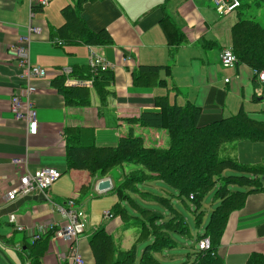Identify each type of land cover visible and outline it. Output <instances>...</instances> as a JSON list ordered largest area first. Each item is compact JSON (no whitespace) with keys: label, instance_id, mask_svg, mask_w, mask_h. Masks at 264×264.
Segmentation results:
<instances>
[{"label":"crops","instance_id":"crops-1","mask_svg":"<svg viewBox=\"0 0 264 264\" xmlns=\"http://www.w3.org/2000/svg\"><path fill=\"white\" fill-rule=\"evenodd\" d=\"M239 1L241 5L234 12L219 15L211 0H84L80 15L86 27L92 32L104 29L112 40L110 44L88 46L81 42L62 43L54 34L64 22L61 9L73 6L76 0H50L44 7H37L31 0H0V264H27L32 258H36L38 264H69L70 243L51 232H45L34 245L29 237L39 225L64 224L67 216L57 205L66 208V201L71 197L75 208L86 219L77 244L84 264H94L90 242L98 231L109 234L121 250H129L135 242L138 231L131 219L123 221L114 213L111 219H104L103 211L108 210L102 208L99 215L94 209V197L112 194L109 210L113 212L112 206L118 201L112 192L116 180L111 175L91 177L87 170L66 168L68 133L78 131L83 144L109 147L115 146L130 131L134 134L135 130L138 136L149 135L146 143L164 145L165 140H161L164 130L130 121L143 112L157 111L154 97L163 94H167L170 102L190 101L200 106L199 124L230 116L240 109L264 121V84L252 80V70L247 65L225 67L220 62V52L230 41V28L239 17L252 18L264 28V0ZM164 14L173 19L185 36V41L173 49L171 56L159 25ZM29 26L40 30L28 34ZM27 34L30 63L47 71L44 77L30 80L36 88L31 95L38 118L34 127L15 119L10 110L11 96L20 91L22 84L14 47L23 44L20 39ZM90 51L110 62L113 80L106 88L103 102L92 83H86L83 87L87 89L89 103L67 104L52 85L56 71L64 67L85 70ZM141 64H170L171 76L166 79V86L134 85L132 73ZM231 145L228 151L238 162L264 165V141L242 140L233 148ZM23 156H26L29 171L50 167L56 169L59 176L45 193L8 200L6 191L17 183L11 159ZM105 177H109L111 185L99 190L97 183ZM154 181L140 184L141 192L131 193L134 201L140 207L160 211L165 219L170 205L182 213L189 224L180 209L183 202L173 196L172 187H159L152 184ZM233 189L248 191L250 188L233 186ZM161 198L168 202L167 206L161 203ZM215 205L212 197V208ZM128 206L122 203L131 216H136L137 211ZM11 213L16 215L22 230H16L8 221ZM206 221L197 234L203 231ZM129 228L132 234L135 229L134 236L126 234ZM176 234L170 233L176 243L188 248L186 258L181 262L175 260L177 255L173 249L154 252L153 256L161 264H184L193 257L195 243L182 244ZM145 244L142 242L140 250ZM140 250H136V258L141 255ZM252 253L264 254V188L247 193L242 207L229 214L216 248L224 264H245Z\"/></svg>","mask_w":264,"mask_h":264},{"label":"trees","instance_id":"trees-1","mask_svg":"<svg viewBox=\"0 0 264 264\" xmlns=\"http://www.w3.org/2000/svg\"><path fill=\"white\" fill-rule=\"evenodd\" d=\"M83 1L76 0L73 6L67 5L61 9L64 22L55 29L57 39L66 44H110L112 40L106 30L92 32L86 27L80 15ZM159 25L171 56L173 49L185 41L184 33L167 14L159 20ZM229 47L236 57V65H247L252 70V80H255L253 70H264V28L252 18L239 17L230 28ZM71 76L91 79L100 102H103L106 88L113 80L112 70L93 73L88 65L85 70L72 67ZM170 76V64H141L133 71L132 81L140 87H165L166 79ZM52 85L67 104L89 103L87 89L83 85L66 84L61 74H56ZM154 106L157 111L143 112L130 121L139 126L164 130L166 146L161 143L150 145L132 131L121 137L115 146L109 147L81 143L78 131L66 135L67 169L87 170L91 177L98 178L110 175L115 168L121 170V174L114 177L116 181L112 192L118 201L112 206L111 216L118 214L123 221L131 219L138 231L135 242L141 240L146 243L141 255L136 258L135 242L129 250H121L114 245L109 234L98 231L90 242L94 264H161L153 253L176 244L170 233L188 237L190 229L186 218L166 200L160 199L164 206L168 205L169 215L165 219V214L140 207L132 198L131 193L141 192L140 184L153 180L165 182L174 190L173 196H177L186 206L191 204L196 227H200L202 222L200 203L205 195L212 194L216 205L209 212L203 231L196 235L193 257L184 264H224L216 254V248L229 214L242 207L247 193L264 188V165L240 163L225 150L224 145L232 144L233 148L242 140L264 141V121L240 109L230 116L199 124L200 106L190 101L182 104L170 102L167 94L156 95ZM128 165L133 167L125 173L123 167ZM233 186H248L250 189L242 191L233 189ZM123 202L136 210L137 215L131 216L122 207ZM204 237L209 239V246L200 249L197 242ZM29 263L38 264L36 258ZM245 264H264V254H250Z\"/></svg>","mask_w":264,"mask_h":264},{"label":"built area","instance_id":"built-area-1","mask_svg":"<svg viewBox=\"0 0 264 264\" xmlns=\"http://www.w3.org/2000/svg\"><path fill=\"white\" fill-rule=\"evenodd\" d=\"M32 4L37 7L47 6L50 0H31ZM213 8L219 15H226L234 12L239 6V0H211ZM38 27L29 26L28 34L38 33ZM25 35L20 39L21 45L15 46L14 50L17 57V67L20 69L18 73L22 81L20 91L11 96L10 110L13 117L25 122L27 127H34L38 123L37 112L31 95L36 91V88L30 84L32 78H41L47 74V71L38 66L31 64L28 57L27 43L29 36ZM220 62L225 67H233L236 65V57L230 47H225L220 52ZM88 66L93 73L102 70H111L110 62L104 57H101L92 51L88 56ZM72 67L60 68L56 74H61L65 78V83L72 86L84 85L92 83L91 79H77L71 76ZM256 79L259 83L264 84V70H253ZM228 79H225L227 81ZM17 172V183L11 189L6 191V199L13 200L18 196L29 195L36 192L45 193L50 185L58 178L59 172L50 167H44L36 171H29L27 169L26 156L14 157L11 159ZM67 207L63 208L57 205V209L64 212L67 220L60 225L57 222H51L46 225H39L37 230L29 237L30 243L38 241L45 232H51L54 236L60 237L65 242L71 244V255L69 257V264H84L83 257L78 250V240L80 235L84 232L85 216L78 211L74 206L73 197L67 199ZM104 216L112 217L109 211H103ZM8 221L12 223L16 230H22V226L17 222L14 213L9 214ZM200 249L208 248L209 239L204 237L197 242ZM30 264V263H27Z\"/></svg>","mask_w":264,"mask_h":264},{"label":"rangeland","instance_id":"rangeland-1","mask_svg":"<svg viewBox=\"0 0 264 264\" xmlns=\"http://www.w3.org/2000/svg\"><path fill=\"white\" fill-rule=\"evenodd\" d=\"M229 45H230V41H229V44H228L227 47H229ZM149 128H152V127H149ZM142 134L144 136H142V135H140V136H142L144 138V140L146 141L147 140V136H149V135H147V133H142ZM134 135L138 136L139 134L134 130ZM163 137H164V139L161 138V140H163V141L165 140L164 146H166L167 145V135H166V132L165 131H164ZM224 146H225V150L228 151L227 150V147H229V144H225ZM229 153H228V155H229ZM129 169H127L126 166L123 167V170L125 172H127ZM110 175L113 178L116 177V176H119L120 175V170L118 168H115V169H113L111 171ZM155 183H156V186H159V187L164 186V187H167V188H170L171 189V187L169 185H167L166 183H164V182H162L160 180H155L152 184H155ZM92 200L94 201V209H95V211L99 212V215L101 213L102 208L104 210H108L110 212V214H111V211L109 210V206H110V201L113 200V195L112 194H109V195H106V196H96ZM180 205H181L180 206V209L182 210V212L188 218V221H189L188 226H189V229H190V233H189L188 237L181 236L180 234H176V235L178 237V240L182 244L186 243L188 245H191V241H193L194 243L196 242L195 241L196 234H197L196 232H197V230H200V227H196L194 225V216H193V212L191 211L190 207L189 206H186L183 203L182 204L180 203ZM128 208H130V207L128 206ZM211 208H212V195H211V193H209V194H207V195L204 196V198L202 199V201L200 203V209L203 210L201 225L207 219L208 212L211 210ZM102 217H104V216H102ZM105 218L111 219L112 217L106 216V217H104V219ZM134 233H135V229L133 230V234H132L131 228L127 229V231H126V234H130V235H133V236H134ZM133 239H132V236H131V240H132L131 243L133 242ZM141 244H142V241L141 240H137L135 242V248H136V250H138V252L140 250ZM170 249L171 250L173 249L172 251L177 255V257L175 258V260H177V261L180 260L179 262H181L182 260H184L186 258V256H184V254L188 250L187 247L180 246L179 243H176L173 247L168 248V249H165V250H170ZM141 250H140V252H141Z\"/></svg>","mask_w":264,"mask_h":264},{"label":"water","instance_id":"water-1","mask_svg":"<svg viewBox=\"0 0 264 264\" xmlns=\"http://www.w3.org/2000/svg\"><path fill=\"white\" fill-rule=\"evenodd\" d=\"M110 179L108 177L101 179L98 183H97V188L99 190L102 189H108L110 187Z\"/></svg>","mask_w":264,"mask_h":264}]
</instances>
